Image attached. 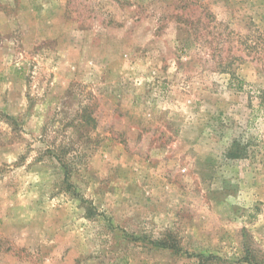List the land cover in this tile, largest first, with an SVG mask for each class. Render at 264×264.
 I'll use <instances>...</instances> for the list:
<instances>
[{
  "label": "rangeland",
  "instance_id": "1",
  "mask_svg": "<svg viewBox=\"0 0 264 264\" xmlns=\"http://www.w3.org/2000/svg\"><path fill=\"white\" fill-rule=\"evenodd\" d=\"M251 2L254 9L264 6V0ZM245 3L248 0H0V120L7 124L0 126V181L14 168H23V178L13 176L0 184V264H100L99 254H85L67 243L68 201L33 192L28 178L34 170L51 168L55 174L56 163L66 177L72 175L65 158L73 146L57 144L68 128L74 127L77 138L93 155L100 153L101 161L105 153L111 157L105 165L110 179H131L129 190L143 196L151 173L183 162L177 155L182 145L176 141L189 115L207 105L210 120L235 123L242 113L235 106L242 99L246 108H252L254 100L264 105V14L237 15ZM89 73L108 86L101 96L105 105L115 101L110 112H101ZM137 87L143 92L137 93ZM157 89L164 97L161 103L153 97ZM78 94L89 103L77 110L73 124L67 120L68 109L78 102ZM21 100L23 112L18 111ZM104 115L111 119L103 135L93 139L88 133L100 127ZM30 122L33 127L27 131L33 140L13 160V146L23 144ZM34 143L40 147L33 148ZM249 147L234 140L227 158L237 165V177L241 164L244 171L252 170L248 187L257 191H242L240 183L225 178L223 191L209 194L217 203L225 195L243 196L246 202L264 196L259 179L264 168L258 170ZM33 151L36 159L24 168ZM259 163L264 165V160ZM197 166L201 183L217 179L213 158L197 160ZM172 171L163 174L168 183L173 182ZM61 191L79 201L77 208L86 209L83 219L95 218L96 210L73 184L65 182ZM262 203L256 199L253 204L257 213ZM231 210L239 214L242 208L233 205ZM184 217L191 220L194 213L185 211ZM248 252L246 248L240 264H250L247 258L264 260V254Z\"/></svg>",
  "mask_w": 264,
  "mask_h": 264
},
{
  "label": "clouds",
  "instance_id": "2",
  "mask_svg": "<svg viewBox=\"0 0 264 264\" xmlns=\"http://www.w3.org/2000/svg\"><path fill=\"white\" fill-rule=\"evenodd\" d=\"M256 12L264 14V6L254 9L251 0H248L237 15H255ZM89 79L92 80V92L101 98V112H110V105L115 101L105 105L101 96L108 86L100 84L91 73ZM112 85H115V81ZM108 91H111L110 87ZM140 92H143V88L137 87V93ZM78 95V102L68 109L67 120L73 121V124L76 123L77 110L89 103L85 95ZM153 97L156 103L164 100L158 89ZM245 103L246 100L242 99L235 106L242 110L241 115L235 116V123L210 120L205 112L207 105L194 115H189L176 141L177 145H182L177 155L183 157V162L168 163L166 167H161L159 173H151L147 188L142 189L147 195L137 196L131 192L128 188L133 183L131 179H110L109 169L105 165L111 157L105 153L106 159L101 161L100 153L93 155L89 147L77 138L74 127L68 128L57 141V144L62 141L65 145L73 146L74 150L69 151L65 158L72 175L66 177L58 163L55 174L51 168L34 170L28 176L33 182L32 190L55 194L58 202L68 201L71 219L67 243L77 245L79 251L85 254H99L100 264H240L246 258V248L264 254V203L260 205L258 213L253 207L256 199L264 201V196L253 197L251 202H246L243 196L225 195L222 202L217 203L209 194L218 190L222 192L225 178L240 183L242 191H257L255 187H248L252 170L244 171L241 164L237 177V165L227 158L232 142L239 141L250 144L248 151L255 157L258 170L264 168L259 163L264 160V105L254 100L253 107L246 108ZM18 111H24L23 100ZM110 119V115H104L100 119V127L90 131L88 136L95 139L98 133L103 135L104 126ZM0 126L7 128L3 120H0ZM28 127H33V123L30 122L25 128L23 135L27 138L23 144L13 146V160L27 151L25 146L33 140L32 136H28ZM36 135H39L38 129ZM38 147V143L33 144V148ZM169 147L175 149L176 145ZM36 155L33 151L23 167L27 168ZM208 157L216 162L217 179L201 183L197 160ZM4 159H7L6 153ZM2 166L3 160L0 159ZM38 167L34 165V168ZM168 168L173 169L172 183L163 179ZM22 173L23 168H14L0 184H6L13 176L23 178ZM259 179L260 190L264 191V173ZM65 182L73 184L81 198L96 210L93 220L83 219L86 209L77 208L79 201L69 200V194L61 191ZM233 205H240L242 211L239 214L233 212ZM185 211L194 213L193 219L185 218ZM21 243L20 239H15L17 246ZM20 264L26 262L21 261ZM257 264H264V260L258 259Z\"/></svg>",
  "mask_w": 264,
  "mask_h": 264
},
{
  "label": "trees",
  "instance_id": "3",
  "mask_svg": "<svg viewBox=\"0 0 264 264\" xmlns=\"http://www.w3.org/2000/svg\"><path fill=\"white\" fill-rule=\"evenodd\" d=\"M250 253V251L248 252ZM250 257V256H249ZM247 261L250 263V264H257V262H254L251 258H247Z\"/></svg>",
  "mask_w": 264,
  "mask_h": 264
}]
</instances>
